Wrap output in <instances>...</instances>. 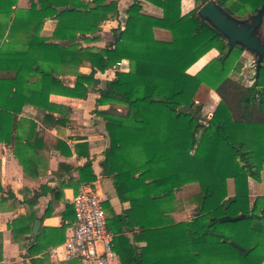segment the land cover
<instances>
[{"label": "trees", "instance_id": "16d2710c", "mask_svg": "<svg viewBox=\"0 0 264 264\" xmlns=\"http://www.w3.org/2000/svg\"><path fill=\"white\" fill-rule=\"evenodd\" d=\"M132 1L124 29H113L112 40L101 48L95 44L101 41L103 24L119 17L118 0H29L27 9L18 8V0H0V142L18 159L26 177L38 179L49 171L53 152L72 155L65 140L48 132L56 129L60 134L72 123L71 108L50 101L51 87L66 85L65 77L72 73L74 88L87 97L100 85L96 75L113 71L115 77L100 90L93 114L102 118L109 139L102 163L105 175L115 179L121 199L131 203L126 218L162 215L166 204L172 213L178 191L193 183L200 188L191 198L196 206L191 221L163 222L166 237L160 246L139 253L132 249L129 256L115 249L123 264H149L152 254L163 264H264V197L253 204L249 199V179L259 180L264 169V138L244 129L246 123L264 124V61L255 65L251 85L234 77L244 66L246 50L235 47L229 52L223 35L201 22L198 11L208 0H196L195 10L185 16L182 0ZM216 1L238 19L264 6V0ZM143 2L162 9L163 16H146ZM48 21H56L52 35H39ZM156 29L168 31L171 38L157 40ZM120 42L129 43L130 50L117 48ZM214 49L219 56L190 75L188 70ZM123 61L129 62L128 71H122ZM83 67L89 72H79ZM203 84L221 102L211 118L199 123L179 110L190 107L202 115L195 98ZM27 106L42 115V128L20 119ZM75 152L90 160L87 143L75 145ZM71 170L70 164L60 163L54 174L62 179ZM96 180L89 162L79 169L78 178L63 181L62 191L71 182L78 191ZM1 193L0 187V205L17 207L12 193ZM61 193L52 192L45 217L53 214ZM37 197L30 200L31 211L8 226L17 242L28 240L38 220ZM226 216L243 217L221 222ZM107 224L110 231L108 218ZM38 242L39 236L37 244L28 246L31 254Z\"/></svg>", "mask_w": 264, "mask_h": 264}, {"label": "crops", "instance_id": "0c3cea01", "mask_svg": "<svg viewBox=\"0 0 264 264\" xmlns=\"http://www.w3.org/2000/svg\"><path fill=\"white\" fill-rule=\"evenodd\" d=\"M133 4L132 0H118L119 17L106 21L100 32L101 41L96 43V47L104 48L112 40V30L121 27L124 29L127 19V10ZM29 7L18 8L27 9ZM196 8V0H182L181 13L183 16L188 15ZM143 13L146 16L161 18L163 16L162 9L148 3H142ZM50 25V37L54 31L56 21H48L45 26ZM155 38L160 41L169 40L171 34L168 31L156 29L154 31ZM117 48L128 51L131 46L127 42H120ZM244 54V53H243ZM219 56L217 50H211L195 63L189 70L190 75H197L208 64ZM244 57V55L242 56ZM122 71H128L129 62L123 61L120 65ZM82 73H88L89 69L82 68ZM112 75L103 83L101 77ZM96 77L100 80L99 88L104 89L106 83L114 79L115 74L109 71L105 74L98 73ZM75 78V77H74ZM76 79V78H75ZM74 79V82H75ZM83 92L74 88V84H66L64 86L54 85L50 91V101L57 105L70 107L72 112L69 119L71 124L67 125L60 131L50 129L48 132L53 136L60 137L69 145L72 155L64 157L59 152H53L50 159V169L38 179L26 177L23 168L12 151L7 149L5 145L0 143V187L4 196L9 193L14 195V200L17 202V207L13 208L11 204L0 205V234L3 236V260L0 264H81L78 261H67L60 256L54 254V250L61 247L70 236L75 222V213L72 206V200L77 194L76 183L71 182L69 186L62 191V183L70 178H78L79 169L83 168L87 163L91 162L93 171L97 176V180L90 184L93 189L97 190L104 202V208L110 225V231L114 235L115 249L124 255L131 253L132 249H136L139 253L143 250L154 247L163 242L166 235L164 234L163 222H169L173 219L175 223L191 221L196 214V206L191 202V198L200 192L197 183L184 186L176 194V202L174 210L169 213V205L161 207L162 215H150L146 217H135L127 214L132 211L131 203L123 201L118 194L116 181L113 177L105 175V169L102 165L105 160V151L109 145V139L105 130L95 128V124H100L93 114L96 109V101L98 97L82 95ZM73 95L78 96L77 99ZM195 101L197 104H202L203 118H211L221 102L219 96L206 85H202L196 95ZM103 107L101 109H106ZM27 112L31 115H27ZM42 115L33 106H27L24 109L20 119L34 121L38 123L39 128H42ZM103 121V120H102ZM245 133L257 138H264V124L246 123ZM87 143L89 145L90 160L84 155L78 156L75 152V145ZM4 149V150H1ZM5 154H4V152ZM60 163H67L72 166L71 172L66 174L62 179L56 178L54 172L57 171ZM61 195L56 198L53 205V214L46 216L50 210L52 201V192L60 191ZM38 194L34 210L37 211L38 220L41 226L36 236L31 235L27 241H15L12 233L9 230V224L18 216H25L30 210V200L35 194ZM235 188L233 180L229 181V196H234ZM264 197V169L259 180L249 179V199L253 204L257 198ZM28 201V202H27ZM44 218V219H43ZM43 219V220H42ZM35 224V223H34ZM141 225H145L141 227ZM57 230V231H54ZM37 251L30 253V247L37 244ZM31 245L30 247H28ZM152 261L149 264H163L155 262L154 254L149 255Z\"/></svg>", "mask_w": 264, "mask_h": 264}, {"label": "built area", "instance_id": "2783aa9c", "mask_svg": "<svg viewBox=\"0 0 264 264\" xmlns=\"http://www.w3.org/2000/svg\"><path fill=\"white\" fill-rule=\"evenodd\" d=\"M75 222L66 242L54 250L56 256L81 264H123L115 251L104 202L90 185L81 186L72 200Z\"/></svg>", "mask_w": 264, "mask_h": 264}, {"label": "water", "instance_id": "95a60500", "mask_svg": "<svg viewBox=\"0 0 264 264\" xmlns=\"http://www.w3.org/2000/svg\"><path fill=\"white\" fill-rule=\"evenodd\" d=\"M202 23L209 24L217 32L223 35L228 42L229 52L235 47H241L257 58L256 64L261 66L264 61V40L261 37V29L264 24V6L248 19H238L222 8L216 0H208L198 11ZM179 114H190L199 123L203 116L196 110L185 107L179 110ZM239 217H223L221 222L237 221ZM41 222L34 224L32 235L36 236Z\"/></svg>", "mask_w": 264, "mask_h": 264}, {"label": "rangeland", "instance_id": "374dc122", "mask_svg": "<svg viewBox=\"0 0 264 264\" xmlns=\"http://www.w3.org/2000/svg\"><path fill=\"white\" fill-rule=\"evenodd\" d=\"M28 2H29V0H18V4H19L20 7L28 6ZM250 17L251 16L245 17L243 19H248ZM45 24L43 26H41V28L38 30V34L41 35V36L49 35L50 32H51L50 25L45 26ZM261 37L264 40V24H263V27L261 29ZM243 55H244V57H243L244 66H243V68L241 69V71L239 73L234 74L235 75L234 77L237 78L239 81H241L245 85H251L252 82H253L254 75H255L256 57L253 56L252 54H250L247 51H245ZM82 70L83 69L81 68L79 70V72H81ZM110 76H112V75H107L105 77H101L102 80H103V83L106 82L107 78H109ZM74 79L75 78L72 75V73L65 77V80L67 81L68 86L71 83L74 84ZM100 90H101V88H99V86H98L96 89L91 90L90 93L88 94V96L92 95V96L98 97ZM82 96H84V95H82ZM73 98L77 99L78 96L73 95ZM200 105H202V104H200ZM203 113L204 112L202 110V116L204 117ZM27 115H31L32 116V114L29 113V112H27ZM96 118H98V117H96ZM99 119L100 120H98V122H100V124H95L96 125L95 128L101 129V131H103L104 130L103 121H102V118H99ZM1 150H4V149H1ZM4 154H5V152H4Z\"/></svg>", "mask_w": 264, "mask_h": 264}]
</instances>
